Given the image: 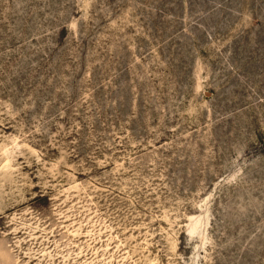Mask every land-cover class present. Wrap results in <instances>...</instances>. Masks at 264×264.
Wrapping results in <instances>:
<instances>
[{
	"label": "rangeland",
	"instance_id": "1",
	"mask_svg": "<svg viewBox=\"0 0 264 264\" xmlns=\"http://www.w3.org/2000/svg\"><path fill=\"white\" fill-rule=\"evenodd\" d=\"M0 264H264V0H0Z\"/></svg>",
	"mask_w": 264,
	"mask_h": 264
}]
</instances>
